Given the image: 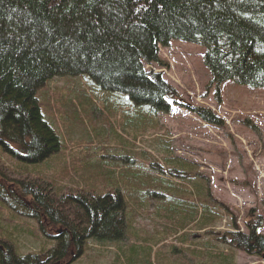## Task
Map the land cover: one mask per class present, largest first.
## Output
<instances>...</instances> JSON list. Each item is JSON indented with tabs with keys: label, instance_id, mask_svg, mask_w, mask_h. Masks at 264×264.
<instances>
[{
	"label": "rangeland",
	"instance_id": "rangeland-1",
	"mask_svg": "<svg viewBox=\"0 0 264 264\" xmlns=\"http://www.w3.org/2000/svg\"><path fill=\"white\" fill-rule=\"evenodd\" d=\"M205 52L180 41L159 49L163 67L153 69L176 96L167 112L114 108L83 77L53 79L39 92L61 150L36 166L2 156V170L14 180L47 179L58 196L119 191L125 205V238L91 240L72 264H264V257L218 240L248 234L251 210L264 221V89L214 84ZM12 194L0 199V232L12 236L5 241L22 256L52 249L62 228L41 233ZM199 203L213 214H187ZM258 233L264 236V226Z\"/></svg>",
	"mask_w": 264,
	"mask_h": 264
},
{
	"label": "trees",
	"instance_id": "trees-1",
	"mask_svg": "<svg viewBox=\"0 0 264 264\" xmlns=\"http://www.w3.org/2000/svg\"><path fill=\"white\" fill-rule=\"evenodd\" d=\"M174 41L205 48L214 84L264 89V0H0V199L14 193L41 233L62 228L52 249L24 256L6 242L11 234L0 232V264H72L91 240L125 238L119 191L58 196L42 177L14 180L1 157L36 166L60 152L61 137L38 96L53 79L86 78L114 108L127 103L167 112L175 93L146 66L163 67L159 49ZM200 206L189 205L187 214H213ZM244 225L248 234L227 232L218 240L264 257L263 218L251 210Z\"/></svg>",
	"mask_w": 264,
	"mask_h": 264
}]
</instances>
